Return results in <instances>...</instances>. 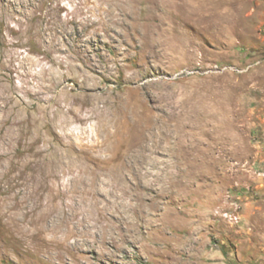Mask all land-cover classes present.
Here are the masks:
<instances>
[{"label": "rangeland", "instance_id": "rangeland-1", "mask_svg": "<svg viewBox=\"0 0 264 264\" xmlns=\"http://www.w3.org/2000/svg\"><path fill=\"white\" fill-rule=\"evenodd\" d=\"M0 9L7 157L43 173L52 163L54 189L80 174L100 187L42 196L21 227L7 207L19 187L0 191V264H264V0H0ZM81 70L92 80L81 83ZM148 123L164 131L153 148ZM245 191L256 208L232 224L222 213Z\"/></svg>", "mask_w": 264, "mask_h": 264}, {"label": "bare ground", "instance_id": "bare-ground-1", "mask_svg": "<svg viewBox=\"0 0 264 264\" xmlns=\"http://www.w3.org/2000/svg\"><path fill=\"white\" fill-rule=\"evenodd\" d=\"M1 2L3 3V0H1ZM44 2V1H43ZM7 3H8V1H7ZM14 4V3H13ZM18 4V3H17ZM116 4V3H115ZM119 8V7H118ZM1 10V9H0ZM102 10H103V8H102ZM101 11V10H100ZM117 12V11H116ZM102 13V12H101ZM2 14V13H1ZM107 14V13H106ZM76 20V19H75ZM114 25V24H113ZM97 27V26H96ZM118 28V27H117ZM120 28V27H119ZM45 30V29H44ZM43 30V31H44ZM80 34V33H79ZM98 34V33H97ZM3 39V38H2ZM25 39V38H24ZM129 39H131L130 37H129ZM133 40V39H132ZM105 41V40H104ZM129 41V40H128ZM106 42V41H105ZM104 42V43H105ZM131 42V41H130ZM129 42V43H130ZM121 45V44H120ZM79 47V46H78ZM114 47V46H113ZM117 47V46H116ZM128 47H129V45H128ZM120 48V47H119ZM88 54V53H87ZM103 54V53H102ZM117 55V54H116ZM69 56V55H68ZM104 56V55H103ZM119 56V55H118ZM5 58V57H4ZM72 58V57H71ZM117 58V57H116ZM6 60H7V58H6ZM13 60V59H12ZM2 61V60H1ZM111 61V60H110ZM6 62V61H5ZM1 63V62H0ZM5 64V63H4ZM29 64V63H28ZM122 64V63H121ZM3 65V64H2ZM1 65V66H2ZM7 65V64H6ZM30 65V64H29ZM57 65H58V63H57ZM83 65V64H82ZM90 65V64H89ZM4 66V65H3ZM94 66V65H93ZM8 67V66H7ZM9 67H11V66H9ZM13 67V66H12ZM19 67V66H18ZM24 67V66H23ZM2 68V67H1ZM81 68H82V66H81ZM8 69V68H7ZM75 69V68H74ZM1 70V69H0ZM11 70V69H10ZM93 70V69H92ZM110 70V69H109ZM82 72H83V74H84V76H83V78H81L82 80H81V83H83V82H89L90 80H92V77L90 76V74L88 73V71H86V70H81ZM81 71H78V74L80 75V73H81ZM1 72V71H0ZM1 73H3V72H1ZM43 73H46V71H44ZM43 73L40 75V76H42V77H37V78H39V79H41V82L43 81V78H44V76H43ZM77 73V72H76ZM26 74V73H25ZM40 74V73H39ZM82 74V75H83ZM68 75V74H67ZM81 75V76H82ZM62 76V75H61ZM0 77H2V76H0ZM48 79H49V81H51V83H50V85H48V84H46V85H44V86H42L41 87V91L43 92V93H48L50 90H51V88L55 85V81H54V76H53V73L51 74H48ZM58 77V76H57ZM67 79H69V75L66 77ZM72 78V77H71ZM3 80V79H2ZM59 80V79H58ZM44 82V81H43ZM42 82V83H43ZM80 83V84H81ZM91 83V82H90ZM89 84V83H88ZM85 86V85H84ZM14 87V86H13ZM6 89V88H5ZM9 95H11V94H9ZM45 95V94H44ZM19 99H20V97H19ZM85 99V98H84ZM8 100H10V97L9 96H7V94H4V92H2V93H0V103L2 104H0V112H7V102H8ZM18 100L16 99L15 100V102H17ZM21 101V100H20ZM9 103V102H8ZM14 103V102H13ZM17 104V103H16ZM10 105V104H9ZM12 106V105H11ZM46 107V106H45ZM10 108V107H9ZM16 108V107H15ZM44 108V107H43ZM47 108V107H46ZM45 108V109H46ZM49 109H51V108H49ZM16 110V109H15ZM41 110V109H40ZM9 111H10V109H9ZM61 111V109L60 108H58V113ZM12 112V111H11ZM16 112V111H15ZM40 112V111H39ZM68 112H69V114H73L74 112H76V109L73 107V106H70L69 108H68ZM17 114H19V113H17ZM31 114H33L32 112H31ZM41 114L43 115H41L42 116V118L41 119H44V117H46V113H42L41 112ZM102 115V114H101ZM7 116V115H6ZM5 116V117H6ZM16 116V115H15ZM95 117V116H94ZM2 118V117H1ZM23 118V117H22ZM47 118V117H46ZM61 118H62V122H64V123H67L68 121H70V116H68V115H66V117H65V115H61ZM86 118V117H85ZM6 119V118H5ZM7 119H8V117H7ZM12 119V118H11ZM120 120V119H119ZM122 120V119H121ZM132 120V119H131ZM47 121H48V119H47ZM123 121V120H122ZM19 122V121H18ZM55 122V121H54ZM99 122V121H98ZM113 122H114V120H113ZM107 123V122H106ZM105 123V124H106ZM102 124H103V122H102ZM113 124V123H112ZM64 125V124H63ZM15 126V125H14ZM106 126H108V125H106ZM116 126V125H115ZM118 126V125H117ZM120 126V125H119ZM155 126V125H154ZM159 127L160 126H158V129L156 130L152 125H151V123H148L147 125H145L144 127H143V129H144V132H143V136L145 137L146 136V138L148 139V142H149V146L150 147H156L157 145H159L161 142H162V140H163V138H162V133L164 132H161L160 130H159ZM118 129H119V127H118ZM117 129V130H118ZM10 130V129H9ZM105 130V129H104ZM111 130H112V127H111ZM116 130V131H117ZM7 131V130H6ZM107 131V130H106ZM113 131V130H112ZM120 131V130H119ZM143 131V130H142ZM167 131V130H166ZM1 132V131H0ZM4 133V132H3ZM108 133H110L109 131H108ZM113 133H114V131H113ZM121 133V132H120ZM6 135V134H5ZM110 136H111V134H110ZM121 136V135H120ZM165 136V135H164ZM7 137H9L8 135H7ZM127 138V137H126ZM144 140H145V138H143ZM9 140V139H8ZM104 140V139H103ZM102 140V141H103ZM115 140V139H114ZM165 140V139H164ZM1 141V140H0ZM107 141V140H106ZM116 141V140H115ZM123 141V140H122ZM143 141V140H142ZM146 141V140H145ZM8 142V141H7ZM7 142H5L4 140H3V142H1L0 143V191L1 192H5L7 189H10V187H19L18 188V193L20 192L21 194H20V196H21V198L22 199H20L19 201H12L11 200V203H10V205H8L7 207H8V210L9 209H11V212H13L15 215H16V217H15V219H14V221H13V225L14 226H16V227H21V226H23V225H25V223L23 222V216L27 213V211H26V206L27 205H29V207H30V210L31 211H35V210H37V209H39V198H41L42 196H47L48 198H50V199H52L53 200V196L56 194V193H59L60 194V191L62 192V191H67L68 190V187H69V185L70 184H73V186H75L77 189H78V191H79V193L81 194V195H84L85 193H89V192H95V191H98L99 189H100V187H99V189L98 188H96L94 185V179H92V178H87L86 176L84 177V176H81V174H80V176L78 177V178H75V179H73V180H71V181H73V182H70V183H67V185L68 186H66V183H65V186L63 187L64 189H58L59 188V186H57L58 188L57 189H54L53 187H48V186H46V181L48 180V178L49 177H53L54 175H55V172L53 171V164L52 163H50L51 165H52V167L47 171V172H45V173H43L42 172V166H43V164H39V165H36V164H32V163H30V162H25V161H19V160H16V159H13V158H10V157H7L8 156V150H7V147L5 146V143H7ZM108 144H111V143H108ZM113 144V143H112ZM147 144V143H146ZM115 145V144H114ZM121 145V144H120ZM119 145V146H120ZM109 146V145H108ZM111 146V145H110ZM116 146V145H115ZM107 148V147H106ZM133 148V135H129V139H128V141H127V144H126V151H130L131 149ZM23 149V148H22ZM107 150V149H106ZM113 150H115V149H113ZM108 151V150H107ZM118 151V150H117ZM54 152V151H53ZM110 152V151H109ZM115 154V153H114ZM129 154H130V152H129ZM132 154V153H131ZM126 155V154H125ZM4 157H5V159H6V161H7V165H5V162H4ZM52 157V156H51ZM50 157V159H52ZM54 157V156H53ZM110 157H112V156H110ZM125 157V156H124ZM129 157V156H128ZM44 158V157H43ZM107 158V157H106ZM108 158H109V156H108ZM24 159V158H23ZM110 159V158H109ZM112 159V158H111ZM125 159V158H124ZM127 159V158H126ZM125 159V160H126ZM133 159V158H132ZM49 160V159H48ZM108 160V159H107ZM37 161V160H36ZM35 161V162H36ZM42 161V160H41ZM41 161H39V162H41ZM128 161V160H127ZM130 161H131V158H130ZM49 162V161H48ZM56 162V161H55ZM88 162V161H87ZM129 162V161H128ZM85 163V162H84ZM90 163V162H89ZM127 164V163H126ZM132 164V163H131ZM47 165V164H46ZM78 165V164H77ZM82 165V164H81ZM72 167V166H71ZM128 167V166H127ZM130 167H132V165L130 166ZM9 168H12L13 170H14V173H15V179H13V177L11 178L10 176H9V174L8 173H10V171H9ZM80 168V167H79ZM64 170V169H63ZM89 172H91V171H89ZM110 172H112V171H110ZM120 172V171H119ZM127 171H125V173H126ZM57 173V172H56ZM104 173V172H103ZM107 173V172H106ZM113 173V172H112ZM131 173V172H130ZM39 174V175H38ZM105 174V173H104ZM108 174V173H107ZM6 175H8L9 177H8V179H7V181H2L3 179V177L4 176H6ZM85 175V174H84ZM88 175V174H87ZM111 175V174H110ZM115 175V174H114ZM128 175V174H127ZM119 176V175H118ZM125 176V175H124ZM129 177H130V175H128ZM128 177V178H129ZM72 178V177H71ZM99 178V177H98ZM103 178V177H102ZM123 178V177H122ZM51 179V178H50ZM110 179V178H109ZM131 179V178H130ZM97 180V179H96ZM104 180V179H103ZM112 180V179H111ZM117 181H119L118 180V178L116 179ZM68 181H70V180H68ZM99 181V180H98ZM102 181V180H101ZM125 181V180H124ZM130 181V180H129ZM57 182V181H56ZM62 182V181H61ZM97 182V181H96ZM112 182V181H111ZM131 182V181H130ZM109 183V182H108ZM127 183V182H126ZM125 183V184H126ZM121 184V183H120ZM130 184V183H129ZM100 185V184H99ZM116 185V184H115ZM124 185V184H123ZM102 186H104V185H102ZM101 186V187H102ZM56 187V186H55ZM121 187V186H120ZM119 188V187H118ZM122 188H124V187H122ZM121 189V188H120ZM56 190V191H55ZM70 190V189H69ZM76 190V189H75ZM103 190H104V187H103ZM106 190V189H105ZM111 190V189H110ZM121 190H123V189H121ZM120 190V192H122ZM128 190V189H127ZM133 190V189H132ZM71 191H72V189H71ZM100 191V190H99ZM113 191H116V190H113ZM112 191V193H114ZM118 191V190H117ZM76 192V191H75ZM131 192V191H130ZM100 193V192H99ZM102 193H103V191H102ZM123 193V192H122ZM58 194V195H59ZM96 194V193H95ZM118 194H120L119 192H118ZM126 194V193H125ZM132 194V193H131ZM75 195V194H74ZM103 195V194H102ZM106 195V194H105ZM117 196V195H116ZM84 197V196H83ZM85 197H86V195H85ZM101 198V197H100ZM87 199V198H86ZM4 200V199H3ZM77 201V200H76ZM5 205V204H4ZM82 205V204H81ZM53 206V204H51V207ZM28 207V208H29ZM79 208V207H78ZM5 210V209H4ZM75 210V209H74ZM74 210H73V212H74ZM38 211H40V209L38 210ZM51 211V210H50ZM5 213H6V211H4ZM39 213V212H38ZM37 213V214H38ZM83 214V213H82ZM52 218V217H51ZM98 218V217H97ZM33 219H34V224L35 225H37V222L39 221V219H38V217L35 215V216H33ZM82 222V221H81ZM105 222V221H104ZM28 223V222H27ZM52 224V223H51ZM55 225V224H54ZM46 227V226H45ZM35 228H37V227H35ZM27 229V228H26ZM47 229H49V228H47ZM53 229V228H52ZM30 231V230H29ZM69 231H71V230H69ZM72 234V233H71ZM67 235V234H66ZM81 235V234H80ZM70 236V235H69ZM85 238V237H84ZM85 241V240H84ZM81 245V244H80Z\"/></svg>", "mask_w": 264, "mask_h": 264}, {"label": "crops", "instance_id": "crops-1", "mask_svg": "<svg viewBox=\"0 0 264 264\" xmlns=\"http://www.w3.org/2000/svg\"><path fill=\"white\" fill-rule=\"evenodd\" d=\"M257 193L261 194L260 196L263 197L264 200V180L259 181V184L256 187ZM250 194L248 191H245L241 195L236 196V200H238L239 204L241 205L240 213H241V218H247L249 215V210L252 209V207L256 208L257 205V200L256 199H251ZM245 201V202H244ZM243 204L246 206L243 207Z\"/></svg>", "mask_w": 264, "mask_h": 264}, {"label": "built area", "instance_id": "built-area-1", "mask_svg": "<svg viewBox=\"0 0 264 264\" xmlns=\"http://www.w3.org/2000/svg\"><path fill=\"white\" fill-rule=\"evenodd\" d=\"M240 209L241 205L237 201L223 211L222 217L232 224H237L241 220Z\"/></svg>", "mask_w": 264, "mask_h": 264}, {"label": "trees", "instance_id": "trees-1", "mask_svg": "<svg viewBox=\"0 0 264 264\" xmlns=\"http://www.w3.org/2000/svg\"><path fill=\"white\" fill-rule=\"evenodd\" d=\"M223 254H227L225 250H222Z\"/></svg>", "mask_w": 264, "mask_h": 264}]
</instances>
